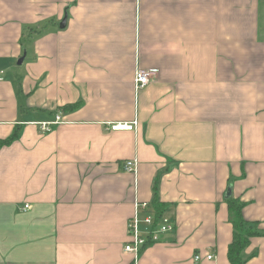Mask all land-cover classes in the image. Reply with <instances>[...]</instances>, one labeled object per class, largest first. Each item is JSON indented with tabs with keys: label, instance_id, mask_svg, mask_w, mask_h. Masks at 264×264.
Wrapping results in <instances>:
<instances>
[{
	"label": "crops",
	"instance_id": "1",
	"mask_svg": "<svg viewBox=\"0 0 264 264\" xmlns=\"http://www.w3.org/2000/svg\"><path fill=\"white\" fill-rule=\"evenodd\" d=\"M0 73V264H131L155 185L175 228L136 264H230L228 197L264 232V0H0Z\"/></svg>",
	"mask_w": 264,
	"mask_h": 264
},
{
	"label": "built area",
	"instance_id": "2",
	"mask_svg": "<svg viewBox=\"0 0 264 264\" xmlns=\"http://www.w3.org/2000/svg\"><path fill=\"white\" fill-rule=\"evenodd\" d=\"M155 74L154 70H144L137 68L134 73L133 85L135 92L147 87ZM0 73V82L2 81ZM59 117L54 122L39 123L42 133L51 130V127L57 124ZM133 125L117 124L112 126V131H131ZM123 170L129 173L135 172V163L133 161H126L123 163ZM28 206H25V209ZM175 225L172 220L167 218L164 214L157 217L153 210L151 203L136 201L133 204V215L127 224V242L124 246V252L132 256L131 264H136L142 251L151 244L160 241L161 236L172 233ZM199 254L195 255L194 261L197 263L200 260ZM207 261L214 259L213 254L205 256Z\"/></svg>",
	"mask_w": 264,
	"mask_h": 264
},
{
	"label": "trees",
	"instance_id": "3",
	"mask_svg": "<svg viewBox=\"0 0 264 264\" xmlns=\"http://www.w3.org/2000/svg\"><path fill=\"white\" fill-rule=\"evenodd\" d=\"M79 104L66 105L64 110L75 111L79 108ZM19 137L18 127H15L12 134L5 139L0 140V148L10 145ZM154 198L151 203L157 217L164 214L165 206L156 198V185L154 186ZM226 204L229 211V221L232 225V240L228 245L227 259L230 264H245L252 256L246 257L244 251L249 246L252 238L264 235L256 222L246 221L242 216L244 203L238 199L231 197L226 198Z\"/></svg>",
	"mask_w": 264,
	"mask_h": 264
},
{
	"label": "water",
	"instance_id": "4",
	"mask_svg": "<svg viewBox=\"0 0 264 264\" xmlns=\"http://www.w3.org/2000/svg\"><path fill=\"white\" fill-rule=\"evenodd\" d=\"M21 62H22V59H20V60L18 61V64H21ZM229 194H230V191L227 192V196H229Z\"/></svg>",
	"mask_w": 264,
	"mask_h": 264
}]
</instances>
